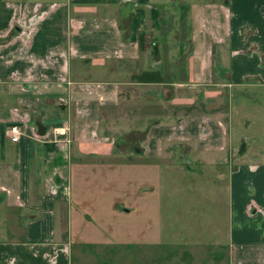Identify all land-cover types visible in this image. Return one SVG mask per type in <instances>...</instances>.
I'll return each instance as SVG.
<instances>
[{"label":"crops","instance_id":"obj_1","mask_svg":"<svg viewBox=\"0 0 264 264\" xmlns=\"http://www.w3.org/2000/svg\"><path fill=\"white\" fill-rule=\"evenodd\" d=\"M121 133L141 140L116 189ZM0 136V264H95L89 243L121 239L148 258L165 204L196 227L213 203L158 186L187 152L225 186L220 261L264 264V0H0Z\"/></svg>","mask_w":264,"mask_h":264},{"label":"rangeland","instance_id":"obj_2","mask_svg":"<svg viewBox=\"0 0 264 264\" xmlns=\"http://www.w3.org/2000/svg\"><path fill=\"white\" fill-rule=\"evenodd\" d=\"M5 13H7L6 10H4L3 14ZM236 91L237 88L231 89V92ZM253 95H255V93H253ZM140 140V134L121 133L116 135L117 147L115 148V152L119 153L117 154V157L122 161H120V163H117L120 164V167L116 165L117 171L119 172V179H117L116 181L114 178H110L109 176L107 177L114 180L113 182L115 183V185H112L111 188L117 187L116 189H119V187H122V185H124L125 167L128 164V157L139 152L137 144ZM185 156H188L189 158L192 157L189 156L187 152L181 155L174 156L172 158H164V179L158 184V186L162 190L164 189V191L173 190L176 188H186L192 190L199 189L205 191L206 196L204 197H206L207 200V191L211 190L213 199V203L211 204V206L209 204L204 208L197 210L199 214L204 213L202 215L201 225H199L200 223L197 222L195 227V224H193V222L191 221V216L194 214V211L191 210L189 212L183 211L181 213L183 218L179 220L173 219V217L171 218V214L169 212L172 209H170V207L165 204L162 220L163 231L168 237H165V243L163 244V246L162 244H159V246L155 245L154 247L149 242L146 249V255H148V258L142 259V261H136L135 259H131V257L135 255V251L128 252L123 239L119 241L117 240L115 242L111 241V243L107 241L99 243L98 241V252L94 248V243H89V248L95 258V264H151L150 253L154 254L155 259L156 250L157 254H159L158 258L161 257V253L164 257V259H161V261L158 259V264H224L223 261H220V258L222 260L224 248L229 243V227L227 226V205L224 188L225 186L222 184H215V182L218 181L215 179H213L212 181H207L204 179L192 180L188 178L191 176L189 172H204L206 171V168H204V165L196 163L193 158H191L189 162L188 160L184 161L183 158H185ZM139 166L141 167L142 165ZM148 171L150 173L151 171L155 170H150L149 168ZM161 172L162 170L158 171V173ZM167 172H175L177 174L184 173L187 177L181 180L169 179L166 176ZM165 198L171 201V199L174 200L178 197L166 196ZM113 228L115 229L116 226H113ZM196 237L198 241H196ZM168 241L172 243H168ZM195 241L196 249L194 250ZM182 244H185L186 247L182 246ZM150 245L153 248H149ZM214 245L217 246L213 247ZM102 249H106L104 257L99 254V252H102ZM173 254H175L176 256L172 257ZM187 255L191 257V261L188 260ZM206 257H210L211 260L206 259ZM216 258L217 261L214 260Z\"/></svg>","mask_w":264,"mask_h":264},{"label":"built area","instance_id":"obj_3","mask_svg":"<svg viewBox=\"0 0 264 264\" xmlns=\"http://www.w3.org/2000/svg\"><path fill=\"white\" fill-rule=\"evenodd\" d=\"M20 134H21V131L17 126H10L6 130V135L9 137L10 141L14 143L18 141ZM57 134H58V131L54 130L53 135H57Z\"/></svg>","mask_w":264,"mask_h":264},{"label":"trees","instance_id":"obj_4","mask_svg":"<svg viewBox=\"0 0 264 264\" xmlns=\"http://www.w3.org/2000/svg\"><path fill=\"white\" fill-rule=\"evenodd\" d=\"M2 139V137L0 136V140Z\"/></svg>","mask_w":264,"mask_h":264}]
</instances>
